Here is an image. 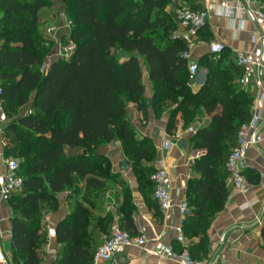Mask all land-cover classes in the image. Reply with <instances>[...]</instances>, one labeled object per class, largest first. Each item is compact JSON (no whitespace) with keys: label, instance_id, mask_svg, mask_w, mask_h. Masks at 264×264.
<instances>
[{"label":"trees","instance_id":"1","mask_svg":"<svg viewBox=\"0 0 264 264\" xmlns=\"http://www.w3.org/2000/svg\"><path fill=\"white\" fill-rule=\"evenodd\" d=\"M54 1L70 3L73 9L69 38L77 49L68 61L49 62L54 48L49 45L46 55L32 50L40 12L52 8ZM160 9L156 0H0V98L10 120L6 137L12 134L22 146L19 157L25 159L19 170L24 187L8 202L13 213L12 250L21 264H44L38 251L45 239L41 204L49 202L57 209V196L75 185L74 175L84 187L82 192L77 187L80 200L57 226L60 249L53 264H94L113 226L103 204L111 190L110 164L99 149L117 143L143 154L146 161L148 152L155 154L150 140H137L127 119L129 105L136 106L144 120L149 110L158 113L167 101L183 105L185 128L201 109L211 116L210 125L191 138L193 147L205 155L193 164L200 179L191 180L188 187L187 219L202 222L206 215L224 211L230 197L227 161L241 127L253 116V99L242 92L236 95L230 86L232 98L220 101L214 78L192 94L188 64L182 58L186 45L173 37L175 22L169 20L177 21L176 11L169 17L154 13ZM223 54L211 57L219 60ZM142 61L154 91L150 101L145 97ZM220 104L229 110L226 114L218 113ZM179 112L175 109L169 120L170 135ZM6 152L9 158L8 147ZM120 178L116 182L124 190ZM146 182L154 187L151 178ZM126 193L124 209L130 203ZM208 227L206 222L202 227L205 244ZM191 230V238L204 237Z\"/></svg>","mask_w":264,"mask_h":264},{"label":"crops","instance_id":"2","mask_svg":"<svg viewBox=\"0 0 264 264\" xmlns=\"http://www.w3.org/2000/svg\"><path fill=\"white\" fill-rule=\"evenodd\" d=\"M182 1V4L194 12L208 10L209 13L206 25L199 31L198 38L194 42V59L198 64L199 73L195 78L194 88L190 90L197 94L210 78H216L212 74L210 62L212 55L209 52V45L213 42H221L226 46V50L218 60L217 68L222 73L220 80L227 85L219 90L216 88V80L213 79V89L217 98L220 101L223 99L229 101L232 98V93L229 92L231 86L235 92L237 91L236 95L242 92L248 98L253 99L252 115L261 112L264 116V103L258 100L264 97V63H262L264 40L253 41V37H258L261 32H264L263 23L246 13L244 14L245 28L236 33L231 28L230 21L219 14V6L222 0ZM252 1L256 2L257 6L264 12V0ZM52 14L53 8L44 9L40 12V20L44 17L49 18ZM53 19H55L54 23L60 21L58 16ZM176 29L179 31L178 33L181 32L178 22H175L174 31ZM236 52L250 54L254 60L261 64L247 90L238 84L242 72L236 65ZM144 82L145 97L150 101L154 91L148 73ZM176 108L177 105H172L171 110L159 111L158 113L151 109L147 120H144L143 114L136 106L130 105L127 109V119L135 130V135L139 137L140 141L150 140L154 147L157 157L155 169L157 170L159 163L163 162L171 170L174 181L175 207L167 214L162 213L154 198V187L149 182L130 180L124 190L118 185L111 188L107 194L111 195L112 201L116 202L118 208L115 212L108 211L106 194L103 198L104 215L110 217L112 225L118 224L125 232L135 236L145 234L149 243L145 249L129 248L123 256L100 264H178L168 258L147 253L155 247L154 240L158 237H161V243L165 247H171L178 253L182 251V246L176 240L175 232V229L182 224L179 205L187 202L188 187L191 180L200 179V175L193 169V164L205 155V151L193 147L192 136H183L177 146L168 151H163L162 144L165 138L172 137L173 139L177 132L185 128L183 120H180L178 127L173 132L174 134H168V123ZM228 111L223 105H219L218 113L226 114ZM9 121L3 107V101L0 98V190L4 185L6 174V128ZM211 122V116L204 109H201L195 122L190 126L198 132L208 127ZM261 135L264 137V131ZM183 141L186 142L185 148L182 147ZM67 154L74 156L77 152L67 151ZM241 168L249 184L248 192L237 193L229 187L228 179H226L230 197L224 211L214 216L206 215L202 222L187 219L183 223L186 238L192 237L191 229L200 233L205 222L209 225L206 244L199 239L200 235L198 234V238H193L189 247V252L196 261L205 264H264V216L256 227L243 229L245 226L257 222L264 211V141L257 145V148L253 145L249 149L245 159L241 162ZM73 183L75 185L72 188L57 196V209L49 202L41 204L45 239L38 251L44 264H53L60 249L55 237L57 226L67 218L74 204L81 198L80 194L84 183L79 182L75 175L73 176ZM77 187L81 191L78 194L75 193ZM127 191L130 195V203L127 209H124V196ZM248 203L252 206L245 207ZM12 219L13 213L9 204L0 201V264H21V258L12 250ZM233 228L235 230L226 235Z\"/></svg>","mask_w":264,"mask_h":264},{"label":"built area","instance_id":"3","mask_svg":"<svg viewBox=\"0 0 264 264\" xmlns=\"http://www.w3.org/2000/svg\"><path fill=\"white\" fill-rule=\"evenodd\" d=\"M233 4V5H232ZM249 13L264 25V12L257 6V3L252 0H222L219 6V14L228 19L231 28L237 33L244 30L245 19L244 14ZM177 22L181 32L176 36V39L182 40L186 45V50L182 54L183 60L188 64L189 82L188 87L194 88V81L199 73V67L194 59V42L198 38L199 31L206 25L209 13L208 10L203 12H194L188 7H181L176 10ZM72 21L62 17L59 22L48 25L44 28L45 35L48 40H53L55 47L52 49L48 60L68 61L77 49V44L69 38ZM259 38V39H258ZM264 40V32L255 37L253 41ZM226 50V46L221 42H213L209 45L211 55L219 57ZM49 61V62H50ZM48 63L45 64L42 71H45ZM236 65L241 69L242 75L239 78L238 84L241 88L247 90L255 76L256 71L261 67L260 62L254 60L250 54L236 52ZM2 95V79L0 77V96ZM264 103V97L258 99ZM264 122V116L261 112L254 113L251 120L244 124L238 135L236 148L233 150L227 161V171L229 173L228 185L237 193L244 194L249 190L248 181L242 171L241 162L245 159L249 149L254 145H259L264 141V137L260 134L253 142L256 132L261 128ZM197 131L188 126L177 132L173 139L172 137L165 138L162 149L168 151L172 147L177 146L183 136H193ZM6 174L4 176V185L0 190V201L8 203L13 195L20 192L24 187V180L19 175L20 163L11 158H6ZM151 182L154 184V198L158 203L162 213L167 214L175 207L173 197L174 181L171 170L165 166L163 162L159 163V167L151 176ZM108 202V211L115 212L118 208L115 201H112L111 195L106 196ZM248 203L245 207H251ZM182 224L175 229L176 240L182 246L181 252H175L171 247H165L161 243V237L156 238L155 247L147 251L149 255L168 258L178 264H205L196 261L192 258L189 247L190 241L186 238L183 229V223L191 214L187 202L179 205ZM1 236V235H0ZM149 241L145 234L135 236L121 229L118 224L112 226L109 238L104 242L98 250L94 264L108 262L113 258L123 256L129 248H146Z\"/></svg>","mask_w":264,"mask_h":264},{"label":"rangeland","instance_id":"4","mask_svg":"<svg viewBox=\"0 0 264 264\" xmlns=\"http://www.w3.org/2000/svg\"><path fill=\"white\" fill-rule=\"evenodd\" d=\"M156 2L161 6V9L159 11H155L154 13L160 14L162 16H167V17H169L172 11L175 12L178 8L186 7L184 4L181 3L183 2L182 0H156ZM69 6H71L70 3L65 4V3H58L54 1L53 7H52L53 14L51 15V17L49 18L44 17L43 19L40 20L38 31L34 39V45L32 48L34 52H41L46 55L45 52H47V47H46L47 45H49L52 48L55 47V43L53 40H48L47 38H45L46 36L43 30L47 25L54 23L55 19L53 18L55 16H58V18L60 19L62 17H65L70 20L69 18L70 11L72 12L73 9L72 7H69ZM169 20L171 22H177L176 20H173L170 17H169ZM178 32L179 31H177L176 29L175 31H173L172 35L176 36ZM210 60L212 64V74H214L216 77L214 78L217 82L216 88L221 90L225 88L227 83L220 80L222 73L217 68L218 60L214 58H211ZM142 68L144 72V79L146 80L147 79V67L143 61H142ZM191 93L194 94L192 91ZM171 108H172L171 102L167 101L164 103L160 111L164 112L165 110H171ZM176 109H178L180 112L177 114V116L179 115V118H177V116L175 118V124H174L175 128L178 127L179 121L182 120L183 105H180L179 107L177 106ZM27 110L28 109L26 108V111ZM169 112L171 113V111ZM133 131L135 130L133 129ZM136 138L137 140H139L138 136H136ZM6 144L8 147V155H9L8 157L11 159H14L15 161L19 162L22 165L25 159L19 157L18 155V152L22 146L16 143L15 138L12 136L11 133L8 139L6 140ZM99 153L102 156H104L108 160V163L110 164V166L108 167L109 176L107 177V181L111 188L117 185L116 178H118L119 176L121 177L120 183L124 184V186L126 187L128 186V182L130 180L139 181V182L148 181L149 178H151L152 174L156 171L155 165H156L157 157L155 154L151 152H148V154L150 155V160L146 161L144 159L143 154L136 153L133 151H128L122 145H115L112 143V144H107V145L102 146L99 149ZM121 165H124V170L120 169ZM126 194H127V197L130 199V195H128L129 194L128 191ZM204 232L206 231H204L203 228H201L200 233L203 234L204 237H200L199 239L202 242H204V239L206 236ZM188 240L192 242L193 238L189 237Z\"/></svg>","mask_w":264,"mask_h":264},{"label":"water","instance_id":"5","mask_svg":"<svg viewBox=\"0 0 264 264\" xmlns=\"http://www.w3.org/2000/svg\"><path fill=\"white\" fill-rule=\"evenodd\" d=\"M263 48H264V42H263ZM262 63H264V55H263V58H262ZM148 106H150V103H148ZM263 131H264V124H263V125L261 126V128L256 132V134H255V136H254V138H253V142H254V143L256 142V138H257V136L260 135ZM185 143H186L185 141L182 142V147H183V148H185ZM254 147L257 148V145L254 144ZM121 169H122V170L124 169V165H121ZM263 216H264V211H263V213L261 214V217L259 218V220H258L257 222H255L253 225L245 226L243 229H250V228L256 227V226L259 224V221L262 220V217H263ZM234 230H235V228H233L232 230H230L229 232H227L226 235H227L228 233H230L231 231H234ZM226 235H225V237H226ZM225 237H224V239H225Z\"/></svg>","mask_w":264,"mask_h":264}]
</instances>
